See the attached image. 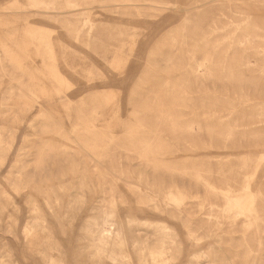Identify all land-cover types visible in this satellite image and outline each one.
<instances>
[{
  "label": "rangeland",
  "instance_id": "rangeland-1",
  "mask_svg": "<svg viewBox=\"0 0 264 264\" xmlns=\"http://www.w3.org/2000/svg\"><path fill=\"white\" fill-rule=\"evenodd\" d=\"M0 162V264H264V0H0Z\"/></svg>",
  "mask_w": 264,
  "mask_h": 264
},
{
  "label": "bare ground",
  "instance_id": "bare-ground-1",
  "mask_svg": "<svg viewBox=\"0 0 264 264\" xmlns=\"http://www.w3.org/2000/svg\"><path fill=\"white\" fill-rule=\"evenodd\" d=\"M9 147V146H8ZM4 160V159H3ZM3 162V161H1ZM0 162V164H1ZM80 199H78L79 201ZM84 200V198H83ZM71 201V200H70ZM72 202V201H71ZM83 202L82 200L78 203ZM69 203V202H68ZM74 203V202H73ZM72 203V204H73ZM77 203V201H76ZM75 203V204H76ZM70 204V203H69ZM82 205V204H79ZM70 208V207H69ZM75 208V207H74ZM102 207H100V205H95L94 210L98 211L100 210ZM71 209H73L71 207ZM31 210V215H30V219L32 223L30 226H25L23 229V235L26 239H29V241H31L32 243L34 242L36 244L37 247V251L39 253V255L41 256V258L45 261L46 264H56L54 262V257H53V252H55V250L53 251L51 243H50V234L48 229L42 224V221L40 219V217L36 214L35 208L30 209ZM68 211V210H67ZM73 211V210H72ZM76 210H74L75 213ZM67 213V212H66ZM70 212H68V217L70 216ZM73 217V214L72 216ZM70 218V217H69ZM72 220H75L74 217ZM33 225V226H32ZM34 225L39 226L40 227V232H36ZM85 228V227H84ZM85 230V229H84ZM53 251V252H52ZM55 256V253H54ZM99 256V253L97 251H95L94 256L96 257ZM57 258V257H56ZM58 264V261H57Z\"/></svg>",
  "mask_w": 264,
  "mask_h": 264
}]
</instances>
